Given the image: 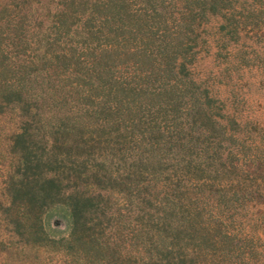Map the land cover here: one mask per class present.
<instances>
[{"label": "trees", "instance_id": "16d2710c", "mask_svg": "<svg viewBox=\"0 0 264 264\" xmlns=\"http://www.w3.org/2000/svg\"><path fill=\"white\" fill-rule=\"evenodd\" d=\"M2 2L9 238L60 264H264V143L192 70L214 18L217 50H264V0Z\"/></svg>", "mask_w": 264, "mask_h": 264}, {"label": "rangeland", "instance_id": "374dc122", "mask_svg": "<svg viewBox=\"0 0 264 264\" xmlns=\"http://www.w3.org/2000/svg\"><path fill=\"white\" fill-rule=\"evenodd\" d=\"M2 4L0 0V7ZM39 7L40 9L37 7L38 10L33 14L37 20L52 10V0H41ZM219 24L220 20L214 18L204 26L203 38L206 44L199 50L192 66L194 78L203 87L208 88L214 98L225 104L227 112L234 114L241 121L252 122L254 126L250 128L259 134L264 143V61L262 62L264 50H217L215 43L218 40L216 31ZM244 42L251 44L247 40ZM260 45L261 43H257L254 48L257 49ZM230 51L231 55L224 56ZM240 53L248 58L251 57L255 65L239 67L237 56ZM18 124L19 119L14 111L0 108V187L6 172L5 151L9 138L16 131ZM255 169V167L251 168V170ZM259 172L263 173L261 168ZM48 214L51 215L52 212ZM0 239L5 241L4 244L6 243L0 245V250H3L0 251V264H60L62 260L63 254L57 253L52 246L17 244L14 239L9 238L1 223ZM262 241L264 244V235Z\"/></svg>", "mask_w": 264, "mask_h": 264}]
</instances>
